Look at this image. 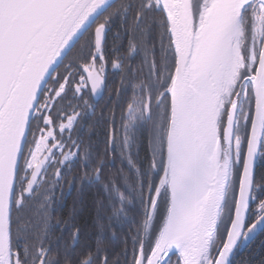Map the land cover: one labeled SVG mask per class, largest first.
Returning a JSON list of instances; mask_svg holds the SVG:
<instances>
[{
	"label": "snow or ice",
	"instance_id": "snow-or-ice-1",
	"mask_svg": "<svg viewBox=\"0 0 264 264\" xmlns=\"http://www.w3.org/2000/svg\"><path fill=\"white\" fill-rule=\"evenodd\" d=\"M77 181L94 246L54 215ZM257 236L264 0H0V264H236Z\"/></svg>",
	"mask_w": 264,
	"mask_h": 264
},
{
	"label": "trees",
	"instance_id": "trees-1",
	"mask_svg": "<svg viewBox=\"0 0 264 264\" xmlns=\"http://www.w3.org/2000/svg\"><path fill=\"white\" fill-rule=\"evenodd\" d=\"M118 44H124L126 47V40L121 38L117 41ZM139 63V57H136L134 64ZM109 80L113 83L110 87L116 86V82L120 80V75L111 69L108 71ZM107 99V93L105 94V100ZM105 100L100 101L97 106L96 112L99 116L100 111L105 106ZM92 119H95L93 117ZM89 125H92V120H89ZM93 131L95 135H91L89 129H85L83 132L84 139L87 141L91 137V141L95 147V150L99 152L106 160L105 174L115 173L119 168L122 167L121 161L119 159V149L113 151L110 146L105 144V131L102 127L93 126ZM108 149L105 153V149ZM145 151H141V156H144ZM124 171L127 172L128 169L125 167ZM80 187V182L77 181L76 188H69V186H64V196L62 203V216L63 220L68 222V227L65 229L63 235L65 240H69L71 224L75 223L77 226L81 227L82 235L80 237L81 244H89L94 246L95 237L97 233V228L95 224L96 217V200L104 198V192L99 185L85 186L82 192H78L76 189ZM77 209V214L73 220L72 212L73 208ZM131 225L124 224L120 228H113L117 231L118 235L121 237L128 234ZM59 235V232L56 233ZM110 234V233H109ZM264 236H257L249 247L240 250L234 257L236 264H264ZM112 245L114 251L120 250V241H108Z\"/></svg>",
	"mask_w": 264,
	"mask_h": 264
},
{
	"label": "flooded vegetation",
	"instance_id": "flooded-vegetation-1",
	"mask_svg": "<svg viewBox=\"0 0 264 264\" xmlns=\"http://www.w3.org/2000/svg\"><path fill=\"white\" fill-rule=\"evenodd\" d=\"M57 199L60 202V206L57 208L56 212L54 213L55 218L58 220H63V216H62V203H63V196H64V188H63V195H61V193L58 191L56 193ZM60 234V233H59Z\"/></svg>",
	"mask_w": 264,
	"mask_h": 264
}]
</instances>
